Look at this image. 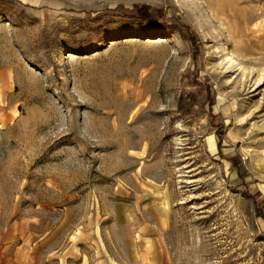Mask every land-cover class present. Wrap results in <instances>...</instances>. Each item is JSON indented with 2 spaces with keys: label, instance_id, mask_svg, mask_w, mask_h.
Returning <instances> with one entry per match:
<instances>
[{
  "label": "rangeland",
  "instance_id": "374dc122",
  "mask_svg": "<svg viewBox=\"0 0 264 264\" xmlns=\"http://www.w3.org/2000/svg\"><path fill=\"white\" fill-rule=\"evenodd\" d=\"M262 71L264 0H0V264H264Z\"/></svg>",
  "mask_w": 264,
  "mask_h": 264
},
{
  "label": "trees",
  "instance_id": "16d2710c",
  "mask_svg": "<svg viewBox=\"0 0 264 264\" xmlns=\"http://www.w3.org/2000/svg\"><path fill=\"white\" fill-rule=\"evenodd\" d=\"M115 15L123 18H131L132 22L134 21H144L152 25H160L164 29H173L182 31L181 35L184 38H189V42L193 47L194 57L198 61L201 56V44L199 37L197 36L195 30L188 24H186L182 17L178 14L167 16L164 9L158 8L150 4H135L132 9H127L123 5H117L114 9H111ZM187 29V33H184L183 30ZM222 156L232 162L234 165H240V159L235 156L231 157L228 155ZM235 166V167H237ZM256 210L258 215L264 220V198L263 194L258 191L254 194Z\"/></svg>",
  "mask_w": 264,
  "mask_h": 264
},
{
  "label": "bare ground",
  "instance_id": "6f19581e",
  "mask_svg": "<svg viewBox=\"0 0 264 264\" xmlns=\"http://www.w3.org/2000/svg\"><path fill=\"white\" fill-rule=\"evenodd\" d=\"M151 41L153 42L154 40H151ZM227 59L229 60V63H230V65H231V67H235V68H237V70H242V71H244L245 73L248 71V69H247L246 67H244V66L238 61V59L235 58V57L233 56L232 53H228V57H227ZM259 76H260V78H259V82H260V81H262V79H264V71L260 72V73H259ZM9 86H10V81L5 80V81H2V82H1V87H2V90H3V95L5 94V89L8 88ZM211 147H212V146H211ZM162 216H164V215L161 214L160 217H162ZM166 222H167V221H166V217H162V223L165 224ZM153 251H155V250H153Z\"/></svg>",
  "mask_w": 264,
  "mask_h": 264
},
{
  "label": "crops",
  "instance_id": "0c3cea01",
  "mask_svg": "<svg viewBox=\"0 0 264 264\" xmlns=\"http://www.w3.org/2000/svg\"><path fill=\"white\" fill-rule=\"evenodd\" d=\"M151 216L155 223H162V217H166L164 210L160 207L155 205L154 209H151ZM127 212H129L128 219L125 221L122 220V223H133L131 226L132 227H137V223H143L142 220L140 219H135V217H132V213L135 212V210L128 209ZM163 214L164 216L160 217V215ZM132 217V218H131ZM167 218V217H166Z\"/></svg>",
  "mask_w": 264,
  "mask_h": 264
}]
</instances>
